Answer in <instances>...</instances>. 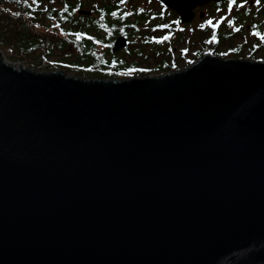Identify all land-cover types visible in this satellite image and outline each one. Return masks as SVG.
Wrapping results in <instances>:
<instances>
[{
    "label": "water",
    "instance_id": "1",
    "mask_svg": "<svg viewBox=\"0 0 264 264\" xmlns=\"http://www.w3.org/2000/svg\"><path fill=\"white\" fill-rule=\"evenodd\" d=\"M0 264H264V61L116 79L0 48Z\"/></svg>",
    "mask_w": 264,
    "mask_h": 264
},
{
    "label": "flooded vegetation",
    "instance_id": "2",
    "mask_svg": "<svg viewBox=\"0 0 264 264\" xmlns=\"http://www.w3.org/2000/svg\"><path fill=\"white\" fill-rule=\"evenodd\" d=\"M29 7L38 30L66 39L65 60L80 76L161 74L205 53L264 60V0H30Z\"/></svg>",
    "mask_w": 264,
    "mask_h": 264
},
{
    "label": "trees",
    "instance_id": "3",
    "mask_svg": "<svg viewBox=\"0 0 264 264\" xmlns=\"http://www.w3.org/2000/svg\"><path fill=\"white\" fill-rule=\"evenodd\" d=\"M29 3L30 0H0V47L9 58L31 67H59L61 64L49 57L55 50L63 51L67 47L66 39L38 30ZM85 53L89 52L82 53L81 58L87 57ZM74 70L75 74L82 73L79 69Z\"/></svg>",
    "mask_w": 264,
    "mask_h": 264
},
{
    "label": "rangeland",
    "instance_id": "4",
    "mask_svg": "<svg viewBox=\"0 0 264 264\" xmlns=\"http://www.w3.org/2000/svg\"><path fill=\"white\" fill-rule=\"evenodd\" d=\"M2 49V48H1ZM64 52H66V50H55L54 51V53L52 54V55H50V59H51V61H53V62H58V63H60L61 64V66H59V67H54V68H50V69H44V68H35V67H33L34 69H37V70H52V69H62V70H64V71H66L68 74H75V70L74 69H72L71 67H70V65H68L67 63V60H65L67 57H71V56H68V55H66V54H64ZM3 53L6 55V57L9 59V60H11V61H14V62H20V61H15V60H13V59H11V58H9L8 56H7V54L3 51ZM66 58H65V57ZM64 58V59H63ZM234 58V57H233ZM237 58V57H236ZM25 65H27V66H29V64L28 63H24ZM29 67H31V66H29Z\"/></svg>",
    "mask_w": 264,
    "mask_h": 264
},
{
    "label": "snow or ice",
    "instance_id": "5",
    "mask_svg": "<svg viewBox=\"0 0 264 264\" xmlns=\"http://www.w3.org/2000/svg\"><path fill=\"white\" fill-rule=\"evenodd\" d=\"M232 2L235 4L236 3V0H232ZM256 3L259 4L260 3V0H256ZM208 23L211 24L212 21L210 20V21H208ZM165 27H167V26L165 25ZM165 39H167V37H165Z\"/></svg>",
    "mask_w": 264,
    "mask_h": 264
}]
</instances>
